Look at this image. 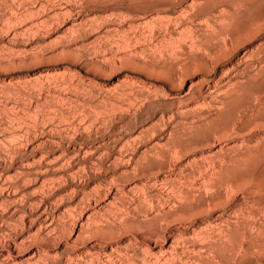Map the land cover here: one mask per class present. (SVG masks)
<instances>
[{"label": "rangeland", "instance_id": "obj_1", "mask_svg": "<svg viewBox=\"0 0 264 264\" xmlns=\"http://www.w3.org/2000/svg\"><path fill=\"white\" fill-rule=\"evenodd\" d=\"M263 2L0 0V264H264Z\"/></svg>", "mask_w": 264, "mask_h": 264}, {"label": "bare ground", "instance_id": "obj_2", "mask_svg": "<svg viewBox=\"0 0 264 264\" xmlns=\"http://www.w3.org/2000/svg\"><path fill=\"white\" fill-rule=\"evenodd\" d=\"M227 1V0H226ZM233 3V2H232ZM251 3V2H250ZM249 3V4H250ZM256 3V2H255ZM264 3V2H263ZM231 4V3H230ZM241 4V3H240ZM236 5H238V4H236ZM251 5V4H250ZM227 6V5H226ZM230 7V6H229ZM252 7V6H251ZM235 8V7H234ZM238 8V7H237ZM256 8V7H255ZM223 9H225V8H223ZM243 9V8H242ZM257 9V8H256ZM260 9V8H259ZM215 10V9H214ZM222 10V9H221ZM220 10V11H221ZM226 10V9H225ZM228 10V9H227ZM244 10V9H243ZM242 10V11H243ZM249 10V9H248ZM228 11H230V10H228ZM223 12H225V11H223ZM227 12V11H226ZM239 12H240V10H239ZM203 13V12H202ZM229 13H231V12H229ZM238 13V12H237ZM244 13V12H243ZM219 14V13H218ZM217 14V15H218ZM223 14V13H222ZM227 14V13H226ZM220 15V14H219ZM217 17V16H216ZM231 17V16H230ZM241 18H242V16H241ZM211 19H213V18H211ZM226 19V18H225ZM239 19H240V17H239ZM223 21V20H222ZM226 21V20H225ZM228 21V20H227ZM215 22V21H214ZM220 22H221V20H220ZM234 22V21H233ZM231 23V22H230ZM210 24V23H209ZM221 24V23H220ZM225 24H227L226 22H225ZM212 25V24H211ZM218 25V24H217ZM217 25H215V26H217ZM228 26V25H227ZM233 26V25H232ZM223 27H225L224 25H223ZM229 27V26H228ZM256 27V26H255ZM215 28V27H214ZM226 28V27H225ZM219 29V28H218ZM263 29V28H262ZM214 30V29H213ZM226 30V29H225ZM232 30H235V29H232ZM215 31V30H214ZM220 31V30H219ZM229 31V30H228ZM212 32V31H211ZM236 32V31H235ZM223 33V32H222ZM228 33V32H227ZM213 34V33H212ZM224 34V33H223ZM217 35V34H216ZM227 37H229V36H227ZM247 38V37H246ZM250 38V37H249ZM216 39H217V37H216ZM198 41V40H197ZM202 41V40H201ZM248 41V40H247ZM213 42V41H212ZM221 42V41H220ZM219 43V42H218ZM203 44V43H202ZM233 45V44H232ZM216 46V45H215ZM222 46V45H221ZM201 47H202V45H201ZM209 47V46H208ZM261 47V46H260ZM222 49V48H221ZM258 49V48H257ZM260 49V48H259ZM227 50V49H226ZM263 50V49H262ZM253 51V50H252ZM222 52V51H221ZM226 52H228V51H226ZM253 53V52H252ZM264 55V54H263ZM259 73V72H258ZM237 84V83H236ZM264 84V83H263ZM264 88V87H263ZM262 88V89H263ZM234 91V90H233ZM239 97V96H238ZM237 98V97H236ZM263 98V97H262ZM259 102V101H258ZM261 102V101H260ZM256 107V106H255ZM262 108V107H261ZM238 109V108H237ZM255 116V115H254ZM236 118V117H235ZM254 118V117H253ZM252 120V119H251ZM250 120V121H251ZM239 121V120H238ZM230 123V122H229ZM231 124V123H230ZM238 127V126H237ZM242 127V126H241ZM235 129V128H234ZM259 130V129H258ZM238 135V134H237ZM178 148V147H177ZM176 150V149H175ZM179 150V149H178ZM181 150V149H180ZM170 151V150H169ZM180 153V152H179ZM184 153V152H183ZM159 154V153H158ZM103 155V154H102ZM148 155V154H147ZM161 155V154H160ZM177 155V154H176ZM203 155H204V153H203ZM149 156V155H148ZM206 156V155H205ZM144 157V156H143ZM152 157V156H151ZM156 157V156H155ZM166 157V156H165ZM222 157V156H221ZM149 158V157H148ZM148 158H146L145 157V159H147V160H149ZM173 158V157H172ZM195 158V157H194ZM212 158V157H211ZM196 159V158H195ZM140 160V159H139ZM153 160V159H152ZM154 160H155V158H154ZM162 160V159H161ZM213 160V159H212ZM225 160V159H224ZM156 161V160H155ZM159 161V160H158ZM231 161H233V160H230V162ZM140 162V161H139ZM223 162V161H222ZM132 163V162H131ZM130 163V164H131ZM162 163V162H161ZM183 163V162H182ZM65 164V163H64ZM72 164V163H71ZM145 164V163H144ZM163 164V163H162ZM230 164V163H229ZM233 164V163H232ZM67 165V164H66ZM139 165V164H138ZM178 165V164H177ZM219 165V164H218ZM63 166V165H62ZM144 166V165H143ZM156 166V165H155ZM188 166V165H187ZM192 166V165H191ZM197 166V165H196ZM171 167V166H170ZM139 168V167H138ZM186 168V167H185ZM188 168V167H187ZM134 169V168H133ZM207 169H208V167H207ZM206 169V170H207ZM149 170V169H148ZM202 170V169H201ZM200 170V171H201ZM224 170V169H223ZM185 171V170H184ZM126 172V171H125ZM196 172V171H195ZM71 173V172H70ZM74 173V172H73ZM181 173H182V171H181ZM197 173V172H196ZM188 174V173H187ZM191 174V173H190ZM127 175V174H126ZM195 175V174H194ZM65 176V175H64ZM154 176V175H153ZM176 176V175H175ZM189 176V175H188ZM150 177V176H149ZM152 177V176H151ZM178 177V176H177ZM182 177V176H181ZM184 177H186V175L184 176ZM214 177V176H213ZM230 177V176H229ZM8 178V177H7ZM6 178V179H7ZM12 177H10V179H11ZM168 178V177H167ZM172 178V177H171ZM212 178V177H211ZM9 179V178H8ZM138 179V178H137ZM214 179V181H215V178H213ZM221 179V178H220ZM15 180V179H14ZM148 180V179H147ZM151 180V179H150ZM156 180V179H155ZM167 180V179H166ZM183 180V179H182ZM205 180H206V178H205ZM211 180V179H210ZM171 181V180H170ZM176 181V180H175ZM207 181V180H206ZM124 182V181H123ZM130 182V181H129ZM213 182V181H212ZM217 182V181H216ZM146 184H147V182H146ZM177 184V183H176ZM212 184V183H211ZM3 185V184H2ZM135 185H136V183H135ZM149 185V184H148ZM191 185V184H190ZM136 186H138V185H136ZM144 186V185H143ZM146 186V185H145ZM144 186V187H145ZM192 186V185H191ZM216 186V185H215ZM220 186V185H219ZM3 187V186H2ZM147 187V186H146ZM174 187V186H173ZM1 188V187H0ZM5 188V187H4ZM140 188V187H139ZM124 189V188H123ZM143 189V188H142ZM144 189H146V188H144ZM171 189V188H170ZM221 189V188H220ZM172 190H173V188H172ZM188 189H186V191H187ZM1 191V190H0ZM15 191H17V190H15ZM119 191V190H118ZM150 191V190H149ZM176 193H178V189H177V192ZM182 192H181V190H180V194H181ZM129 194V193H128ZM24 195H26V194H24ZM31 195V194H30ZM146 195V194H145ZM175 195V194H174ZM187 195H188V193H187ZM29 196V195H28ZM190 196V195H189ZM188 196V197H189ZM182 197H183V195H182ZM147 199V198H146ZM55 200V199H54ZM181 200V199H180ZM186 200V199H185ZM5 201V200H4ZM6 201H8V200H6ZM2 203V202H1ZM0 203V204H1ZM10 204H12V203H10ZM4 207V206H3ZM6 207V206H5ZM157 218V217H156ZM10 225V224H9ZM231 239V238H230ZM231 240H233V238L231 239ZM236 240H237V238H236ZM231 243V242H230ZM233 243H234V241H233ZM227 244V243H226ZM231 245V244H230ZM236 245V244H235ZM228 247V246H227ZM235 248H236V246H234ZM232 248V247H231ZM232 250V249H231ZM157 257V256H156ZM146 262V261H145Z\"/></svg>", "mask_w": 264, "mask_h": 264}]
</instances>
